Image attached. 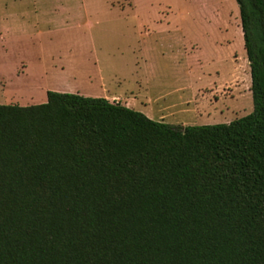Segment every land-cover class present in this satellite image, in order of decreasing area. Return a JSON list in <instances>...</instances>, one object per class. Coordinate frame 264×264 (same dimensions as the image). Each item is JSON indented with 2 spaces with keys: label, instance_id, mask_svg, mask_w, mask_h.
Masks as SVG:
<instances>
[{
  "label": "trees",
  "instance_id": "1",
  "mask_svg": "<svg viewBox=\"0 0 264 264\" xmlns=\"http://www.w3.org/2000/svg\"><path fill=\"white\" fill-rule=\"evenodd\" d=\"M253 112L154 121L47 92L0 105V264H264V0H235Z\"/></svg>",
  "mask_w": 264,
  "mask_h": 264
},
{
  "label": "rangeland",
  "instance_id": "2",
  "mask_svg": "<svg viewBox=\"0 0 264 264\" xmlns=\"http://www.w3.org/2000/svg\"><path fill=\"white\" fill-rule=\"evenodd\" d=\"M29 1L32 9L34 0ZM96 1L97 4L94 5L99 6V13L94 18H89L88 21L86 17L80 18L77 27H70L71 24L68 28L42 38V54L46 65H41L37 72L43 69L50 72V77L45 80L46 85L55 88L77 81L86 86L88 75L99 76L94 62L100 61L99 65L106 78L121 80L134 79L138 76V81L150 79L155 86L147 93L151 94V97L159 93L176 91L184 84L182 79L190 80L189 85L194 94L200 84L198 78L201 71L193 62L194 59L187 66L178 60L180 51L186 49V52L193 50L195 56L205 52L203 54L210 63L209 66L205 65L203 71L211 73V79L215 83V86L202 87L195 95L194 102L199 105V114L202 117L209 116L206 118L207 122H203L204 125L224 124L253 112L250 67L247 55L245 56L246 53L243 51L245 48L241 19L235 0H133L134 3L132 0H111L114 6L126 8L122 12L120 9L110 10L104 0ZM133 4L136 6L135 11L128 8L133 9ZM43 5L48 12L60 11V6L75 11L77 3L76 0H56ZM166 22L170 23L168 31H159L156 26H167ZM211 26L223 30L230 28L225 33L217 30L212 38L229 43L234 37L237 50L231 54L233 60L230 58L231 50H228L230 48L224 47L213 52L206 39L207 29ZM235 30L237 33L234 35ZM182 35L185 38L183 44L178 43ZM195 44H198L199 50L201 49L199 53L196 52ZM224 46L229 47L226 44ZM14 53L0 57L3 61H9L8 67L5 68L8 71L6 78H12L11 70L17 65L18 51ZM1 54L0 52V56ZM31 54L34 58V51ZM59 54L65 59L71 58L73 54L72 59L76 63L70 69V73L60 75L57 71H51L49 55ZM201 58L205 60L203 55ZM233 68L240 73L239 76L234 77L236 73ZM16 69L20 74L24 72L25 67L20 66ZM19 85L16 84L17 87ZM116 91L123 94L125 87L120 86ZM145 94V91L138 87V92L135 93L138 110L135 111L146 113L150 119L159 121L157 106L162 102L155 106L147 105L145 108ZM4 102V105L31 106L38 100L24 102L15 98ZM201 108H205L206 111L202 112ZM164 123L169 124L167 121ZM200 123L201 120H197L189 126Z\"/></svg>",
  "mask_w": 264,
  "mask_h": 264
},
{
  "label": "crops",
  "instance_id": "3",
  "mask_svg": "<svg viewBox=\"0 0 264 264\" xmlns=\"http://www.w3.org/2000/svg\"><path fill=\"white\" fill-rule=\"evenodd\" d=\"M55 1L56 0H34L32 9H30L29 0H0V52L2 53L0 57L9 54L11 55V53L18 51L17 65L11 63L12 65H15L11 70L12 78H6L8 71H6L5 68L8 67L9 61H3V59H0V105H4V101L15 98H19L22 101L24 100V102L33 99L38 100L37 103L31 105L43 104L47 101V92L52 91L77 94L83 97L104 98L112 103H120L130 109L138 110L135 104V101L137 100L135 93L138 92L139 87L146 93L144 97L146 100V104L144 105L145 108L147 105L155 106L162 102L161 105L157 106L158 113L160 114L158 122L164 123V121H167V123L171 125L179 126H189L197 120H201L202 123H200V125H204L205 123L203 122H207L206 118H209V116L202 117L199 114V105L194 102L196 93L202 87H205L206 85L215 86V83L211 79V73L203 71L205 65L208 64L209 66L210 63L208 61L209 59L203 54L205 52L202 53L205 60L201 58L202 55L195 56L193 50L191 52H186V49H183L178 56V60L183 62V65H190L191 61L194 59L195 61L193 62L200 68L201 75H199L198 78L200 84L196 88L194 94L189 85L190 80L182 79L184 84L177 88L176 91L172 93H159L154 97H151V94L149 95L147 93L155 86L152 85L153 82L150 79L145 78L138 81V76L134 79L121 78V80L117 78H106L104 77L101 65H99L100 61L94 62V66H96L99 76L95 77L93 75H88L86 86H83V84H80V82L77 81H74L71 84L67 83L61 86H55V88L46 85L45 80L50 77V72L47 70L45 71L44 69L37 72L38 68L45 64L44 56L42 54V38L68 28L71 24L72 26L70 27H77L80 18L84 19L86 17L85 19L88 21L89 18H94L95 15L99 13V6L96 7L94 5L97 4L96 0H76L77 6L75 11L60 6V11L56 10L54 12H48L43 4ZM104 1L110 10L120 9L121 12L126 10V8L119 5L114 6L111 0ZM128 8L131 11L136 10L135 4H133V9L131 7ZM166 23L167 26H156L157 29L159 31H168L167 28L170 23ZM229 29L223 30L219 27L218 29H215L211 26L210 29H207L206 39L208 43H210L213 52H216V50L220 51L224 47L230 48L228 50H231L230 58L233 60L231 54L237 50L234 43V37L229 43H226L225 41L221 42V40H214L212 38L217 30L218 32L225 33L228 32ZM236 33L237 31L235 30L234 35ZM178 43H185L183 35L179 38ZM225 44L229 45V47L224 46ZM241 45L243 48V39ZM195 46L197 48L196 52L201 50L198 49V44H195ZM32 51L35 53V59L32 57ZM243 51L246 53L245 50ZM14 55L15 53L13 56ZM49 58L51 61L49 64L52 68L51 71H57L60 75L70 73V69H72L76 63L72 59L73 54L71 55V58L67 59L63 58L61 54L58 56L49 55ZM20 66L25 67V69L24 72L19 74L16 68ZM136 67L138 66L136 65ZM235 73L236 76L234 77L240 75L236 70ZM16 84H20L19 87H17ZM112 84L115 86H112ZM120 86L125 87V92L123 94L116 91V88H119ZM128 92L131 97L127 95ZM184 92L188 94L185 95ZM116 98H119V100H114ZM18 106L27 107V105L24 104ZM201 109L202 112L206 111L205 108ZM142 114L146 115V113ZM147 117L150 118L149 116ZM227 123H229V121Z\"/></svg>",
  "mask_w": 264,
  "mask_h": 264
}]
</instances>
